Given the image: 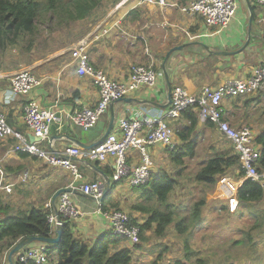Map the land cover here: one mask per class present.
I'll use <instances>...</instances> for the list:
<instances>
[{"label": "crops", "instance_id": "1", "mask_svg": "<svg viewBox=\"0 0 264 264\" xmlns=\"http://www.w3.org/2000/svg\"><path fill=\"white\" fill-rule=\"evenodd\" d=\"M138 1L119 0L102 18L95 22H82L79 37L72 47L70 41L65 42L66 44L62 46L44 51L38 50L31 59H27V54L30 53L28 50L21 55V64L18 62L0 66V113L5 117L9 128L29 140L30 132L24 127L21 119L24 99H33L41 107L56 104L59 121L51 126L50 135L41 147L58 155L69 147L88 150L103 137L111 117L114 120L112 130L116 131L117 123L122 119H132L135 110H140L150 117H159L167 110L162 108L167 103V87L162 76L161 64L154 87H142L125 98L140 102L139 104H128L124 101L111 104L107 112L89 131H82L72 126L67 121L66 114L83 107H93L98 101L97 90L92 80L77 74L76 64L71 55L73 48L80 42L87 44L86 52L90 65L116 82L125 81L132 66L145 63L147 57L153 59L148 55L151 53L150 49L157 53L165 49L166 55L169 49L182 47L177 53L170 55L165 64V72L171 89L176 86L175 82H181L183 88L191 95L199 94L205 86L215 88L229 79L248 78L255 68V64L253 66L248 64L250 60L258 58L257 61H260L259 56L264 57V12L254 0H239L238 5L244 6L246 12L241 17L236 16L230 26L220 32L206 28L200 17L184 14L177 8L187 6L192 0H166L177 6L171 8L137 5ZM141 13L145 15L142 17ZM250 17L251 25H249ZM105 30L108 31L107 34H103ZM255 39H260L263 50L255 44ZM247 41H249L248 45L240 52ZM11 50L6 51L7 55L13 60L17 59L20 54ZM4 53L1 51L0 55L3 56ZM198 59L206 61L209 67L195 66ZM20 70L29 71L40 81L39 87L22 98L10 92L8 81ZM258 96L260 98L247 107L241 104L229 107L225 106L224 102L225 120L234 128L248 127L253 136L262 134L264 94H255L250 98ZM171 123L178 130L183 125L179 118L168 122L169 125ZM196 139L207 142L206 147L211 156L225 155L231 151V145L217 133L215 127L210 129L199 122L196 133L191 135V140ZM72 140L79 142L83 147L76 145ZM176 141L181 143L180 147L184 145L176 137L174 140L173 135V148L163 146L149 148L152 174L159 172L157 162L162 160L165 152L169 154L175 147L178 148ZM13 142L16 145L11 139L0 140V161L3 169L7 168L6 182L12 185L11 192L14 191V196L11 195L9 201L14 206L15 212L37 207L45 208L58 190L70 188L73 178L67 170L54 169L35 157L13 153L12 149L15 146ZM73 162L77 166L81 180L74 183L75 193L68 194V198L82 216L72 221V233L75 237L83 238L91 244L108 233V226L95 214L98 205L84 199L78 187L85 183L103 182L102 175L110 179L113 174V162L107 159L103 163H97L85 158H77ZM138 164V153L130 151L126 155V165L134 168ZM23 174H26L25 180L22 179ZM222 179L234 188L233 192L228 191L220 182ZM244 180L239 177L238 171L233 169L225 176L218 177L214 186L212 195L216 199L227 206L229 200L234 199L236 207L234 206L232 214L237 210L236 192ZM133 190L134 188H130L124 181L114 186L109 195L107 208L113 209V205L121 207L119 201L133 205L140 197L139 193ZM1 194L7 196L11 193L1 192ZM132 216L138 220L141 217L133 214ZM52 227L55 230V226ZM125 246L122 244V248Z\"/></svg>", "mask_w": 264, "mask_h": 264}, {"label": "built area", "instance_id": "2", "mask_svg": "<svg viewBox=\"0 0 264 264\" xmlns=\"http://www.w3.org/2000/svg\"><path fill=\"white\" fill-rule=\"evenodd\" d=\"M254 1L264 11V0ZM143 4L160 8L177 7L166 0H139L137 3V5ZM177 8L184 14L200 17L206 28L220 32L227 29L236 18L238 3L237 0H192L187 6ZM107 33V30L103 32V34ZM86 50L87 44L80 42L73 48L71 55L76 64L77 74L92 80L97 90L98 101L93 107H83L66 114L67 121L82 131L91 130L111 104L127 98L142 87L152 88L157 83V73L151 67L143 66H132L125 81H113L105 73L95 70L90 65ZM39 86L40 81L27 70L18 71L9 78L10 92L17 97H27ZM257 93L264 94V63L255 67L248 78L229 79L215 88L205 86L197 95H191L184 88L175 86L171 89L170 105L161 116L150 117L140 110H135L134 118L120 120L116 131L112 130L95 147L86 151L77 147H69L58 155L41 147L50 135L51 126L59 121L57 105L41 107L33 99H24L21 108L22 123L35 141L29 142L26 137L11 130L3 114H0V140L15 141L13 153L26 154L41 160L51 168L67 170L73 178V184L70 186L72 189H75L74 183L81 180L77 166L73 162L77 158H85L97 163L111 159L113 174L109 179L110 185L116 186L124 181L130 188H138L147 185L150 179L152 163L148 153L149 148L153 146L173 148V131L168 122L177 120L182 111L196 107L199 122L201 124L212 123L217 133L231 145L234 154L239 159V166L243 172L242 178L264 186V172L260 174L257 171L260 152L252 143L254 136L251 130L248 127H232L225 120L223 109L226 98L244 97ZM130 151L137 152L139 156V164L134 168L126 165V155ZM22 179H26V174H23ZM220 182L226 186L228 191H234V188L224 179ZM11 189L12 185L7 184L6 173L0 161V192L10 194ZM103 189L102 181L85 183L78 187L81 194L94 199L102 196ZM56 206L59 217L65 221H74L82 216L70 203L68 194L61 195ZM234 206V199L231 198L228 206L231 214L236 207ZM45 208L51 209V202ZM95 214L107 224L110 234L124 238L131 245L139 243V229L129 225V218L123 212L102 211L98 208ZM48 222L56 226L52 210ZM48 252V245H30L14 256V262L45 264ZM7 255H3L2 264H8Z\"/></svg>", "mask_w": 264, "mask_h": 264}, {"label": "trees", "instance_id": "3", "mask_svg": "<svg viewBox=\"0 0 264 264\" xmlns=\"http://www.w3.org/2000/svg\"><path fill=\"white\" fill-rule=\"evenodd\" d=\"M118 1L45 0L43 4L36 0H0V50L7 51L14 48L16 45V41H14L15 32L20 30L19 35L24 34L23 36H25L32 26L33 20L38 19L42 14L45 17L56 18L58 26L87 21L95 22L102 18L108 9ZM12 28H14V32ZM154 71L159 73L160 69ZM262 94L257 93L256 95ZM250 96L226 98L224 101L225 106L230 107L241 104V106L247 107L260 98L259 96L250 98ZM262 114H264V111ZM179 119L182 120L183 125L179 130L175 129L174 136L184 145L180 148L175 147L169 152V157L174 160L176 165L181 164L183 158L191 155L194 140H190V137L196 133L199 125L196 107H190L182 111ZM203 125L210 129L214 128L213 124L209 122ZM252 143L260 152L257 171L261 174L264 172V132L254 136ZM10 144L11 142H9ZM230 150L225 155H212L195 174L194 182L203 187H214L218 177L225 176L233 169H236L239 177L242 178L243 172L239 166V159L234 154L232 147ZM3 170L6 172L7 168ZM175 184V180L167 173L158 172L150 174L147 185L134 188L133 191L138 192L144 202L131 205L129 207L130 215L127 214L129 225L136 226L139 229V243L134 245L133 249H121L120 246L125 244L126 240L109 232L89 244L85 239L73 235L72 221L68 222L60 218L62 222L60 241L56 246H49L45 264H133L132 251L141 250L142 245L148 242V239L144 236L147 231H152V234L159 238L164 235L166 229L171 225L176 227L179 234L187 231V225L191 229L195 228L202 221L201 211L206 206L205 202L200 200L195 203L187 216L188 218L176 222L175 208L169 202ZM114 186V184L111 186L108 196L98 206L100 210L106 211L118 208V205H113V209L107 208L109 195ZM236 200L237 210L233 214L229 212L228 206L224 203L217 210V212L226 211L228 214L237 217L246 216L247 224L250 223L248 226L244 224V228L238 229L239 239L234 240L231 247L242 249L240 251L241 257L249 255L246 257L247 264H264V186L251 180H244L236 192ZM134 212L145 215V220L135 219L131 214ZM50 215L51 209L40 207L15 212L9 197L2 195L0 192V257L8 254L16 243L22 239L31 237L48 239L55 236V231L48 222ZM185 248L188 250L187 245H185ZM161 256V253L158 254L148 264H162ZM188 262L189 257L187 256L182 260L174 261L173 264H187ZM15 264L22 263L15 262ZM25 264L34 263L27 262ZM192 264L209 263L201 258H195Z\"/></svg>", "mask_w": 264, "mask_h": 264}, {"label": "rangeland", "instance_id": "4", "mask_svg": "<svg viewBox=\"0 0 264 264\" xmlns=\"http://www.w3.org/2000/svg\"><path fill=\"white\" fill-rule=\"evenodd\" d=\"M36 1L43 4L45 2V0ZM109 1L113 2L115 0ZM238 2L239 0H237V3ZM245 12L244 6L238 5L237 16L241 17ZM144 15V13H141L142 17ZM156 19H158V15H156ZM82 26V23L58 26L56 18H52L50 16L45 17L42 14V16L38 19L33 20V24L26 32L25 36H23L24 34L22 36L19 35L20 30L15 32L16 37L14 38V41H16V45L12 48L11 52L14 51L20 55L17 59L13 60L9 57V55H7L6 50H4L3 52L5 53L3 56L0 55V66L3 67L7 66L6 64H17L18 62L21 64V55L27 53L28 50L30 53L27 54V59H31L38 50L44 51L52 47L62 46L69 41L71 42L72 47V45L75 44V40L79 37V32ZM12 30L14 32V28H12ZM156 40L158 42L159 38ZM261 43L260 39H255V44L258 45L259 49L263 50ZM150 51L151 53L148 55H151V58L153 59L147 57L145 63H137L135 66L151 67L153 70L160 69L162 58H165L166 56V50L164 49V51L162 50L159 53L151 49ZM173 53H177V51H174ZM257 59L258 58H255L253 61L250 60V63L248 64L251 66L255 64L254 67H256L264 63V57L259 56L260 61H257ZM203 65L209 67L206 61H199L198 59L195 63V66L197 67L202 68ZM175 84L176 87H184L181 82H175ZM169 126L173 130L174 135L175 128L177 129V127H175L173 123ZM177 146L178 148L181 146L179 141L177 142ZM206 146V141L200 142L196 139L194 140V145L192 146V152H190L191 155L183 158L181 164L176 165L174 160L170 158L169 154L165 151V155L162 157V160L158 161L160 162L159 165L157 162V170L162 173H167L176 182L175 188L169 197L170 204H172L175 208L176 222L182 219H187L192 206L200 200H203L206 205L201 211L202 221L193 229L187 225V231L180 234L177 232L176 227L171 225L166 229L164 235L159 238L155 237L152 234V231H147L144 233V236L148 239V242L142 245L141 250L136 252L135 250L132 251L133 264H148L160 253L162 254V264H173L174 261L182 260L187 256L189 257V262L187 264H192L195 258L206 260L209 264H225L232 262L236 264H247L246 257L249 255L241 257L240 251L242 249L231 247L232 242L239 239L240 235L238 234V229L242 228L244 224H246L245 226L250 224H247L246 216L237 217L235 215L228 214L226 211L217 212L223 202L216 199V197L212 195L215 187H203L202 185H198L194 182L195 174L211 157V154L208 153ZM11 195L14 196V191L7 196L10 198L12 197ZM143 202L144 201H142V199L140 200L139 197L137 201H134V204H141ZM118 203L121 204V207L119 206L118 209L114 210H118L119 212H123L126 216L127 214L129 216V207H131L132 203H122L120 201ZM131 214L139 217L141 216L139 220L146 218L145 215L138 212ZM125 245L126 246L123 248L133 249L132 247L134 246L128 241L125 242ZM185 245H187L188 250H186ZM120 248L122 249V246H120ZM3 262L4 256L2 255L0 257V264Z\"/></svg>", "mask_w": 264, "mask_h": 264}, {"label": "water", "instance_id": "5", "mask_svg": "<svg viewBox=\"0 0 264 264\" xmlns=\"http://www.w3.org/2000/svg\"><path fill=\"white\" fill-rule=\"evenodd\" d=\"M251 22H252V19L250 17L249 19V25H251ZM249 41H247L243 47L240 49V52L246 47V45H248ZM206 48V47H204ZM182 47H177V48H173L171 50L168 51V53L166 54L164 60H163V63H162V76L164 78V82L166 84V87H167V95H166V99H167V103L162 107L163 109H167V107L170 105V102H171V86H170V82H169V79L167 77V74L165 72V64L167 62V60L169 59L170 55L174 52V51H179L181 50ZM120 101H124L125 103H134V104H139L140 102H137V101H133V100H125V99H122ZM113 123H114V120H113V117L110 118V121H109V125H108V128L107 130L105 131L103 137L100 139V141H98L97 143L93 144L90 148H93L95 147L96 145H98L99 143H101L111 132L112 130V127H113ZM30 142H34V138L30 136V139H29ZM73 143H75L76 145L80 146V147H83L81 144H79V142H76L74 140H72ZM89 148V149H90ZM95 171H97L96 169H94ZM99 174H101L100 172H98ZM102 175V174H101ZM102 178H103V185H104V189H103V193H102V196L98 199H94L88 195H81L84 199L94 203V204H97V205H100L101 203H103V201L105 200V198L108 196L109 194V191L111 189V185H110V180L106 177V176H103L102 175ZM71 193H75L74 190L72 188H66V189H61V190H58L55 195L53 196L52 200H51V210H52V214L53 216L55 217V222H56V226H55V237L54 238H41V237H31V238H26V239H22L20 241H18L16 243V245L12 248V250L8 253L7 255V260H8V264H15L13 258L14 256L19 252L21 251L23 248L31 245V244H45V245H48V246H56L59 241H60V235H61V227H62V222L60 220V217H59V213L57 211V206H56V202L58 200V198L63 195V194H71Z\"/></svg>", "mask_w": 264, "mask_h": 264}, {"label": "flooded vegetation", "instance_id": "6", "mask_svg": "<svg viewBox=\"0 0 264 264\" xmlns=\"http://www.w3.org/2000/svg\"><path fill=\"white\" fill-rule=\"evenodd\" d=\"M13 260H14V258H13Z\"/></svg>", "mask_w": 264, "mask_h": 264}]
</instances>
